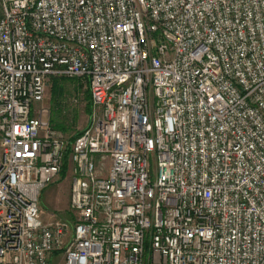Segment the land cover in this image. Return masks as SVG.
Instances as JSON below:
<instances>
[{"label":"built area","instance_id":"built-area-1","mask_svg":"<svg viewBox=\"0 0 264 264\" xmlns=\"http://www.w3.org/2000/svg\"><path fill=\"white\" fill-rule=\"evenodd\" d=\"M55 77L93 106L71 221ZM0 264H264V0H0Z\"/></svg>","mask_w":264,"mask_h":264},{"label":"rangeland","instance_id":"rangeland-1","mask_svg":"<svg viewBox=\"0 0 264 264\" xmlns=\"http://www.w3.org/2000/svg\"><path fill=\"white\" fill-rule=\"evenodd\" d=\"M58 81L61 87L57 95L53 86ZM43 106L48 109L47 117L54 121L57 131L71 141L86 129L92 121L93 106L89 93V83L86 79L55 77L50 79ZM57 125L65 127V131ZM72 186L71 173L61 174L58 180L51 184L41 196L42 216H50L71 221L70 194Z\"/></svg>","mask_w":264,"mask_h":264},{"label":"trees","instance_id":"trees-1","mask_svg":"<svg viewBox=\"0 0 264 264\" xmlns=\"http://www.w3.org/2000/svg\"><path fill=\"white\" fill-rule=\"evenodd\" d=\"M60 89H61V87L59 86L58 81L56 80V81H55V84H54V86H53L54 94L57 95V94L59 93ZM89 93H90V89H89ZM90 97H91V93H90ZM51 124H52V126H53L55 129H57V127H55V125H54V121H53V120H52ZM57 126H58V128H61V130L65 131V127H62V126H60V125H57ZM80 134H81V132H80L78 135H80ZM78 135H77V136H78ZM77 136L74 137V139H72V140L70 141V146H69V148H68V150H67V155H66V162H65L66 165H65V167H64V169H63V172H62V174H64V175H65L66 172H67V158H68V155H69V152H70L71 143L77 138Z\"/></svg>","mask_w":264,"mask_h":264},{"label":"crops","instance_id":"crops-1","mask_svg":"<svg viewBox=\"0 0 264 264\" xmlns=\"http://www.w3.org/2000/svg\"><path fill=\"white\" fill-rule=\"evenodd\" d=\"M46 191H47V188L43 191L42 196H45Z\"/></svg>","mask_w":264,"mask_h":264}]
</instances>
